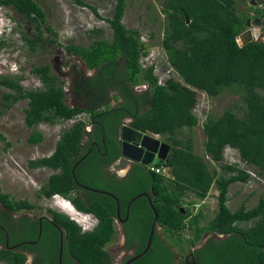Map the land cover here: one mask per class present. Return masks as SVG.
<instances>
[{"label": "trees", "instance_id": "1", "mask_svg": "<svg viewBox=\"0 0 264 264\" xmlns=\"http://www.w3.org/2000/svg\"><path fill=\"white\" fill-rule=\"evenodd\" d=\"M73 1L100 18L96 8L82 0ZM254 1L262 2L256 16L262 19L264 34V0ZM114 2L111 18L104 19L112 30L111 41L65 46L69 55L78 57L87 70L94 71L92 76H77L74 81L71 95L76 104H66L69 92L64 89L65 82L50 71L49 65L32 69L31 74L41 83L35 89L21 85L22 75L0 76V88L6 90L2 94L0 115L26 101L24 123L29 129L41 123L72 121L61 131L52 154L27 163L32 170L52 171L39 191L41 196L66 197L79 211L98 219L93 231L82 233L75 222L53 212V220L65 233L61 264L111 263L105 247L115 234L116 202L122 215L129 205L126 246H134L135 254H140L154 220L148 201L153 193L156 198L151 205L163 236L154 231L147 252L131 264H183L182 260L175 262L174 246L184 252L186 247L182 243L188 248L194 247L202 242L205 234L209 238L194 251L197 264H264V198H259L257 205L250 209L241 204L235 211L230 210L229 186L247 183L251 177L236 164H223L228 148L237 153L246 167L264 174V42L252 40L239 45L237 38L245 31L249 16L237 14L236 0H163L166 27L161 47L175 77L160 84L154 73L155 66L143 67L140 61L148 53L139 31L122 23L127 0ZM0 6L13 8L26 20L35 22L38 30L44 24L45 14L34 0H0ZM45 29L56 36L49 26ZM22 35L31 51L36 50L38 43L45 42L38 34L30 37L22 32ZM3 45L0 40V48ZM143 84L146 91L138 93L137 88ZM226 90L240 94L242 105L236 111L228 108L202 122L205 157H201L194 152L191 136L199 124L194 112L197 94L215 98ZM80 115L86 118H79ZM123 119H132L131 128L160 135L170 144V159L151 164L155 168H168L169 176L157 174L141 164H133L124 179L105 176L104 171L120 158L118 132ZM88 126L90 132H86ZM0 140L6 141L1 134ZM41 141V133L36 130L28 138L30 145ZM208 161L219 165V169ZM212 187L218 192L217 207L213 217L201 225L202 212L192 214L184 206L187 193L203 200ZM87 189L110 193L116 201L109 195ZM144 193L147 196L133 200ZM0 204L6 212L32 207L26 201H12L1 189ZM10 225L3 226L5 232L0 234V263L25 264L26 256L12 248L16 239L11 236ZM31 227L27 239L33 231L34 236L38 232L37 222ZM45 228L46 225L41 238L47 233ZM52 232V251L43 256L47 264H58L60 236L56 229ZM5 233L8 234L7 248Z\"/></svg>", "mask_w": 264, "mask_h": 264}, {"label": "rangeland", "instance_id": "2", "mask_svg": "<svg viewBox=\"0 0 264 264\" xmlns=\"http://www.w3.org/2000/svg\"><path fill=\"white\" fill-rule=\"evenodd\" d=\"M44 12V24H40L38 30L35 22H30L20 16L11 7L0 6V40L3 46L0 48V76L13 77L22 75L24 78L21 85L25 89L41 87L37 77L31 74L34 67L50 66V71L65 82L66 104L74 105L71 95V87L77 76H92L94 71L87 70L84 63L75 56L69 55L65 46L76 44L88 46L95 40H112V30L104 19H110L114 8V0H82L89 6L96 8L99 17L86 7L79 6L73 0H34ZM238 2L237 14L253 16L257 7L251 6L247 0ZM163 0H127V7L122 19L126 28L139 31L141 40L146 45L147 57L141 58L143 67L155 66V76L158 82L163 84L169 77H175L166 61V55L161 47L166 27V16L162 13ZM49 26L56 36L45 29ZM254 29L257 30L256 27ZM98 30L100 33H95ZM22 32L34 37L38 34L45 41L38 43L35 51H31L28 43L24 40ZM264 37V36H263ZM263 39L260 37L258 40ZM239 41L242 42L241 37ZM145 84L137 88L138 93L146 91ZM5 89L0 88V108L2 94ZM198 102L194 109L199 124L192 131L194 152L202 156L204 153L205 137L202 133L201 124L208 116H218L228 108L238 110L241 106L240 94L232 90H226L215 98H209L203 93L197 94ZM27 102L22 101L14 105L6 113L0 115V134L6 141L0 140V189L3 193L10 194L16 200H27L31 204L41 207L43 212L46 206H52L51 200L42 201L36 197L37 189L46 183L52 171L45 168L31 170L27 163L29 160L40 159L49 156L55 147V143L63 129L68 128L71 122H58L54 125L41 123L33 129L26 127L24 123V109ZM36 130L41 133L42 141L36 145H30L28 138ZM186 135H189L185 131ZM185 135V137H186ZM209 163V161H208ZM236 164L246 169L251 179L247 183H234L228 189L227 205L235 211L241 204L247 209L257 205L259 198H264V174L260 175L255 168L246 167L241 163L236 152L226 149L223 164ZM222 164V163H221ZM211 166L219 169V165L211 163ZM118 166L113 165V173L118 172ZM127 169V167H126ZM125 170H123L124 172ZM186 209L193 214L202 212L204 219L200 222L205 224L214 215L217 207L216 196L218 192L212 188L209 197L202 200L187 193ZM115 237L107 244L105 250L112 257L113 262L120 264L122 259L123 240L119 235V226L116 225ZM160 235L163 232L158 229ZM187 235L186 232L183 233ZM168 244H174L168 242ZM174 246V245H173ZM182 246L189 249L186 243ZM182 247V248H183ZM176 255L182 254L179 247L174 246ZM131 254V253H129ZM4 264V263H0Z\"/></svg>", "mask_w": 264, "mask_h": 264}, {"label": "flooded vegetation", "instance_id": "3", "mask_svg": "<svg viewBox=\"0 0 264 264\" xmlns=\"http://www.w3.org/2000/svg\"><path fill=\"white\" fill-rule=\"evenodd\" d=\"M260 17H252L249 21V25L251 26V28L253 27L254 22L256 21V19H259ZM248 20V18H247ZM260 24L257 28L256 31V35L258 37V39L260 37H262V35L264 36L263 32H262V19L260 18ZM252 30V35H253V29ZM133 164L135 163H129L128 161H125L123 159H119L118 161H116V166H118V168H120V173H122L121 175H119V173H113V170H111V168L106 169L104 171L105 176L108 175H114L117 178L120 179H124L126 178L130 171L131 168L133 166ZM127 170H125L124 172L122 170H124V168ZM93 191L96 192H101V193H106L100 190H95V189H91ZM145 194V193H144ZM147 196V194H146ZM150 198H152L151 196H148ZM187 205V204H184ZM119 207V204H118ZM188 207V205H187ZM41 207H37L36 210L33 211H20V212H6V209L0 205V234H2V232H5V229L3 228V226H8V224H11L10 227H12V238L16 239V243L13 244L12 247L13 250L17 253H23L26 256V261L25 264H47L46 263V256H48V252L50 253L52 251L51 247H52V241L51 238L53 237V229H56L59 236L60 234L63 235L61 236L63 240L64 238V232L56 225V222L53 220L54 216L51 214V212L49 211V207L47 209H44L43 212H40ZM126 211H127V216H126ZM118 216L120 220H126L124 222H120L118 217H117V211H116V219L115 222H118V226H119V235L121 236L122 240L124 241L122 245H120L119 247H123V252H126L123 254L122 259L120 261V264H126L134 255L135 253V247L131 246L129 249L126 246V232H127V221L129 218V206L128 208H126L125 210V214L122 215V212L120 211V208L118 209ZM26 217L22 222H20V219ZM41 218V219H40ZM45 218V219H44ZM3 219V220H2ZM11 219V222H9ZM40 219V221H39ZM50 223H49V222ZM37 222L38 225V232L36 234V236H34V231L33 234L31 235V237L29 239L28 238V234H30L31 229H32V225H34V223ZM54 226H53V225ZM39 225H40V233H39ZM46 225V231L47 233L44 235L43 238H41V234H42V230L43 227ZM61 231V233L59 232ZM156 232L159 234V232L156 229ZM209 234H205L203 236L202 240H207L209 238ZM25 238V240L21 241L20 239ZM162 237V235H161ZM220 238V237H218ZM5 239H7V244H8V234L6 235L5 233ZM27 239V240H26ZM25 243V244H23ZM28 243H34V244H28ZM21 244V245H20ZM5 245H6V241H5ZM19 245V246H17ZM1 246V243H0ZM16 246V247H15ZM28 247V248H27ZM193 248V247H192ZM173 253L175 254L174 250H172ZM191 251V248L189 249H185L184 252H182V254L180 255H176L175 258V262L178 263L180 262L183 257L185 255H187L189 252ZM131 253V254H129ZM46 256H43L45 255ZM37 258V260L35 259ZM110 264H116V262L114 263L113 261H111Z\"/></svg>", "mask_w": 264, "mask_h": 264}, {"label": "water", "instance_id": "4", "mask_svg": "<svg viewBox=\"0 0 264 264\" xmlns=\"http://www.w3.org/2000/svg\"><path fill=\"white\" fill-rule=\"evenodd\" d=\"M260 3H262V2H260ZM250 4L256 5V2L254 0H251ZM254 24L259 26L260 21L256 20L254 22ZM246 25L250 26L249 22H247ZM241 39H242V42H238L239 45H241V46L245 45L246 43L253 40L252 35H251L249 30H247L246 32H244L241 35ZM261 41L264 42V37ZM118 140H119V144H120V158L122 157V158L130 161L131 163L141 164V165L146 167V166L152 164L155 160H157L159 162H167L170 159L171 146L169 144L164 143V142H160L158 139L152 138L149 135H146V134L143 135L141 132L131 128L127 124H124L121 126V128L119 130ZM87 190H89V189H87ZM90 191H93V190H90ZM94 192H96V191H94ZM98 193H101V192H98ZM102 194H105V193H102ZM106 195H108V194H106ZM140 196H146V194H141V195L135 197L133 200H135L136 198H138ZM154 196L155 195H153V197ZM112 198L114 199V197H112ZM148 201H149V205H150L152 211L154 212V220H153V223H152L151 228H150V234H149V237L147 240V244H146L144 250L140 254L131 258L126 264H130L133 261H135L136 259H138L139 257H141L143 254H145L147 252V250L150 247L151 239H152L154 229H155V224L157 222V213L154 211V209L151 205V199L150 198H148ZM116 205H117V202H116ZM126 216H127V211H126ZM117 217L119 219L118 205H117ZM40 219H39V221H40ZM125 220H126V218H125ZM125 220L119 219L120 222H124ZM39 233H40V225H39ZM23 244H25V243H23ZM28 244H34V243H28ZM17 246H19V245H17ZM6 248H7V239H6ZM12 248H14V247H12ZM61 256H62V246H61V234H60V249H59V255H58V264H61ZM183 264H197L196 260L194 258V255L192 253H189L186 256H184Z\"/></svg>", "mask_w": 264, "mask_h": 264}, {"label": "clouds", "instance_id": "5", "mask_svg": "<svg viewBox=\"0 0 264 264\" xmlns=\"http://www.w3.org/2000/svg\"><path fill=\"white\" fill-rule=\"evenodd\" d=\"M251 1V0H250ZM256 2V1H255ZM251 6L252 7H254V8H256L257 7V9H261V6H262V3H260V2H256V5H252L251 4ZM252 17H256V12L254 13V15L253 16H249L248 17V20L246 19V22H245V31L244 32H246L247 30H249L250 31V33H251V35H252V30L251 29H253V35H252V38H253V41H259L258 40V37H257V35H256V29H254V27H256V28H258V26L256 25V24H253V27L251 28V26H247L246 24H247V22H249L250 20H252V19H250V18H252ZM258 17V16H257ZM260 19V18H259ZM259 19H256V20H259ZM260 21V20H259ZM256 30V31H255ZM243 32V33H244ZM242 33V34H243ZM241 34V35H242ZM241 35L239 36V37H241ZM239 37L237 38V41L238 42H240L239 41ZM262 38H263V35H262ZM262 40V39H261ZM142 63V62H141ZM143 66V65H142ZM144 111H146V107H145V109L143 110V112ZM79 118H86L84 115H80L79 116ZM132 121V119H123V121H122V124H121V126L122 125H124V124H127L128 126H129V123ZM71 122V124H72V121H70ZM121 126H120V128H121ZM120 128H119V130H120ZM91 131V127L90 126H88L87 128H86V132H90ZM143 135H144V133H142ZM118 135H119V132H118ZM146 135H149L150 137H152V138H156V139H158L160 142H164V140H163V138L160 136V135H152V134H146ZM118 142H119V140H118ZM164 143H166V142H164ZM168 144V143H167ZM36 145V144H35ZM170 145V144H169ZM228 149V148H227ZM171 150V149H170ZM225 153V152H224ZM52 154V153H51ZM200 156V155H199ZM201 157H205V154L203 153V155L201 156ZM119 159H123V160H125V161H128V160H126V159H124V158H119ZM118 159V160H119ZM35 160H37V159H35ZM117 160V161H118ZM207 160V159H206ZM30 161V160H29ZM28 161V162H29ZM156 161V160H155ZM154 161V162H155ZM129 163H131L130 161H128ZM210 163V165H211V163H213V162H209ZM132 164V163H131ZM136 164V163H135ZM113 165H116V162L113 164ZM113 165H111L110 166V168L113 166ZM151 168H155V167H153V166H151V164L150 165H148V166H146V169H149L150 171H151ZM46 169V168H45ZM160 170H161V172H160V174H165L166 176H169V169L168 168H164V167H161V168H159ZM32 170V169H31ZM124 170H127V169H125L124 168ZM120 171V168L118 169V172ZM123 171V170H122ZM154 172V171H153ZM247 172V171H246ZM248 173V172H247ZM157 174H159V173H157ZM249 174V173H248ZM45 184V183H44ZM43 184V185H44ZM42 185V186H43ZM42 186H40L38 189H37V193H36V197L38 198V199H40V200H42V201H45V200H51L52 202H53V204H52V206H46V207H44L45 209H47L48 207H49V211L51 212V214L53 215V212L54 213H57V214H60V215H63V216H66V217H68L70 220H72L73 222H75L79 227H80V229H81V232L82 233H86V232H91V231H93L94 229H95V227L98 225V219L96 218V217H94L92 214H90V213H84V212H81V211H79L71 202H70V200L68 199V198H66V197H63V196H61V195H58V194H56V195H53V196H51V197H49V198H45V197H43V196H41L40 195V193H39V191H40V189L42 188ZM212 188H214V187H212ZM211 188V189H212ZM210 189V190H211ZM89 190H91V189H89ZM210 192V191H209ZM5 194H7V193H5ZM105 194H108V195H110V196H112V194H110V193H105ZM8 195H10V194H8ZM153 195H155L154 197H153ZM153 195L151 196L152 198H150V197H148V198H150L151 199V201H152V199H154V198H156V194H154L153 193ZM113 197V196H112ZM209 197V193H208V195H207V197L206 198H208ZM10 198L12 199V201H14V202H19V201H26V202H28L27 200H24V199H21V200H16V199H14V197H12L11 195H10ZM205 198V199H206ZM204 200V199H203ZM202 200V201H203ZM32 207L30 208V209H20V210H17V211H13L14 213H16V212H20V211H33V210H36L37 209V206L36 205H34V204H31L30 202H28ZM190 204V203H189ZM188 204V205H189ZM1 205V204H0ZM117 205H118V203H117ZM2 206V205H1ZM185 207L187 206V205H184ZM118 209H119V207H118ZM189 210V209H188ZM116 211H117V209H116ZM189 212L190 213H192L190 210H189ZM198 213V212H197ZM197 213H195V214H197ZM193 214V213H192ZM26 217H23V218H21L20 220H24ZM115 219H116V216H115V218H113V225H114V230H115V232H116V226H115V224L116 225H118V222L116 223L115 222ZM157 223V222H156ZM156 229H157V231H158V229H160L161 231H162V229L160 228V227H158L157 226V224H155V229H154V231H156ZM62 230V229H61ZM63 231V230H62ZM60 233H61V231H60ZM62 234V233H61ZM64 235H65V233H64ZM160 235V234H159ZM61 236H63V235H61ZM114 237H115V234H114ZM113 237V238H114ZM218 237H220V238H222L223 236H218ZM61 239H62V237H61ZM205 241L206 240H202V242L201 243H199V244H197L196 246H194L193 248L192 247H190L191 248V251L189 252V253H192L193 255H194V251L196 250V249H199V248H201L202 246H203V244L205 243ZM109 244V243H108ZM61 246H62V240H61ZM0 248H1V246H0ZM60 249V248H59ZM129 249V248H128ZM135 250V249H134ZM188 253V254H189ZM58 255H59V253H58ZM138 255V254H137ZM178 255H180V254H178ZM134 256H136V254L134 253V255L132 256V258L134 257ZM186 256V255H185ZM112 258V257H111ZM184 258V257H183ZM195 258V257H194ZM137 260V259H136ZM113 261V260H112ZM182 261H183V259H182ZM134 262V261H133ZM132 262V263H133ZM131 264V263H130Z\"/></svg>", "mask_w": 264, "mask_h": 264}, {"label": "built area", "instance_id": "6", "mask_svg": "<svg viewBox=\"0 0 264 264\" xmlns=\"http://www.w3.org/2000/svg\"><path fill=\"white\" fill-rule=\"evenodd\" d=\"M151 171H154L155 173H160L161 170L159 168H151Z\"/></svg>", "mask_w": 264, "mask_h": 264}]
</instances>
